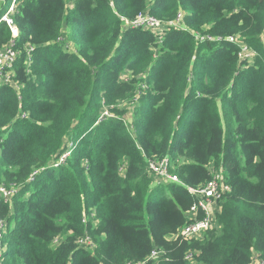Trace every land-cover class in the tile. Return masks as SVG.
<instances>
[{
    "label": "trees",
    "instance_id": "16d2710c",
    "mask_svg": "<svg viewBox=\"0 0 264 264\" xmlns=\"http://www.w3.org/2000/svg\"><path fill=\"white\" fill-rule=\"evenodd\" d=\"M18 1L15 39L0 21V47L18 52L11 84L0 82V187L14 191L0 197V264L264 260V0ZM142 13L160 33L130 25ZM124 73L145 86L129 125L116 110L134 90ZM104 107L111 116L95 124ZM162 158L187 187L212 169L230 187L198 240L177 237L194 198L156 185L147 163Z\"/></svg>",
    "mask_w": 264,
    "mask_h": 264
},
{
    "label": "built area",
    "instance_id": "2783aa9c",
    "mask_svg": "<svg viewBox=\"0 0 264 264\" xmlns=\"http://www.w3.org/2000/svg\"><path fill=\"white\" fill-rule=\"evenodd\" d=\"M3 7H7V12L1 17L0 21L4 22L10 29L12 39H15L18 35L17 28L15 27L12 15L15 12V8L19 4L18 0H0ZM182 20V14L178 13L176 20L172 22V25L180 24ZM130 25L134 28L149 30L153 33H160L162 23L156 19L154 16L149 14H139ZM230 43L237 46L239 50V58L246 62H251L254 60L256 53L245 44H243L238 38H229ZM13 42H11V47L2 48L0 47V82L3 84H11L12 74H13V64L18 55L17 51L12 49ZM14 84V83H13ZM16 85V84H15ZM17 86V85H16ZM17 88V87H16ZM109 115V109L104 107L96 120L95 124H99L106 120ZM24 117V115L22 116ZM71 146V145H70ZM72 148L68 146V150ZM70 152L67 151L60 159L59 163H65L67 157H69ZM148 169L153 175L154 181L157 184H177L186 189L187 193L194 198V204L190 208L187 215V225L183 227L178 233L177 237L182 241L190 242L192 240L200 239L201 235L205 232L211 230L215 226V215L220 211V202L222 197L230 191V187L224 182L223 177L220 173L216 172L214 169L211 170V179L202 187L191 188L185 186L178 176L171 172L172 164L168 158H162L160 160H149ZM14 191L7 190L4 187H0V197L4 201H10L13 197ZM201 215V217H199ZM2 229L3 222L0 221V242L2 239ZM83 242L86 244V241ZM90 248L94 245L89 244ZM5 248H0V256ZM161 256L160 252L153 251L150 254L149 261H157ZM192 255H188L186 260L190 262ZM143 264V263H138ZM251 264H264V260L254 257Z\"/></svg>",
    "mask_w": 264,
    "mask_h": 264
},
{
    "label": "rangeland",
    "instance_id": "374dc122",
    "mask_svg": "<svg viewBox=\"0 0 264 264\" xmlns=\"http://www.w3.org/2000/svg\"><path fill=\"white\" fill-rule=\"evenodd\" d=\"M0 5L3 6V4H1V3H0ZM122 77H123L124 81H130L134 90H133V93L131 96H129L124 101L118 102L116 104V110L122 116V118L127 121V124L129 125L133 121V116H135V114L138 113V111L140 110V107H141V100L140 99L143 96V94L145 93L143 91L145 89V86H143V84H142V79L144 78V76H142V75L141 76H133L131 73H124ZM217 103L218 104H217L216 112H219V114L221 116L222 127H223L224 131H226V133H227L228 128L230 127V121L228 122V118H227L225 112L220 111L222 105L219 102H217ZM251 108H252V106H249L250 110H251ZM111 114L112 113L109 112V115H111ZM72 135H74V134L70 133L66 137V140H65V146L66 147L67 146H69L71 148L75 147L74 143L71 141ZM183 161H186V160L183 159ZM215 161L219 162L218 159H215ZM172 162H174V161H172ZM180 162H182V160H180ZM125 167H126L125 164H123L121 166L120 175L124 174ZM83 220H84V225H86L87 224L86 218ZM92 224L95 227L98 224V220L96 218H94L92 221ZM86 238L88 240L86 241L85 245L88 246L89 244H92V245L97 244L98 239L90 238L87 234H86ZM204 238L205 237H203L202 240ZM82 241H84V240L82 239L81 242Z\"/></svg>",
    "mask_w": 264,
    "mask_h": 264
},
{
    "label": "crops",
    "instance_id": "0c3cea01",
    "mask_svg": "<svg viewBox=\"0 0 264 264\" xmlns=\"http://www.w3.org/2000/svg\"><path fill=\"white\" fill-rule=\"evenodd\" d=\"M3 7L2 5H0V8ZM67 33V30H64V35H66Z\"/></svg>",
    "mask_w": 264,
    "mask_h": 264
}]
</instances>
